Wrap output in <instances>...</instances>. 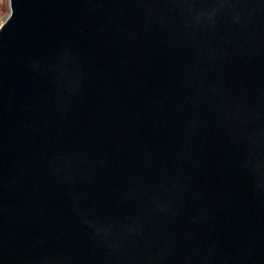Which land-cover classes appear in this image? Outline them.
Returning <instances> with one entry per match:
<instances>
[{"label":"water","instance_id":"95a60500","mask_svg":"<svg viewBox=\"0 0 264 264\" xmlns=\"http://www.w3.org/2000/svg\"><path fill=\"white\" fill-rule=\"evenodd\" d=\"M0 264H264V0H9Z\"/></svg>","mask_w":264,"mask_h":264},{"label":"rangeland","instance_id":"374dc122","mask_svg":"<svg viewBox=\"0 0 264 264\" xmlns=\"http://www.w3.org/2000/svg\"><path fill=\"white\" fill-rule=\"evenodd\" d=\"M10 11V1L0 0V25L5 20Z\"/></svg>","mask_w":264,"mask_h":264}]
</instances>
